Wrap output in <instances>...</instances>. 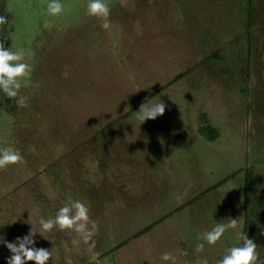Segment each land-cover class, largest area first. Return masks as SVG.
I'll use <instances>...</instances> for the list:
<instances>
[{"label":"rangeland","instance_id":"rangeland-1","mask_svg":"<svg viewBox=\"0 0 264 264\" xmlns=\"http://www.w3.org/2000/svg\"><path fill=\"white\" fill-rule=\"evenodd\" d=\"M61 2L50 17L47 0H0L6 48L33 68L26 106L0 92V147L24 157L0 169V237L72 199L98 223L95 247L37 233L55 264H216L242 243L248 170L264 195V0H107V30L88 0ZM143 103L165 114L141 124ZM232 218L216 245L200 239ZM252 236L264 261V232ZM10 255L0 244V264Z\"/></svg>","mask_w":264,"mask_h":264},{"label":"clouds","instance_id":"clouds-1","mask_svg":"<svg viewBox=\"0 0 264 264\" xmlns=\"http://www.w3.org/2000/svg\"><path fill=\"white\" fill-rule=\"evenodd\" d=\"M65 7L61 0H47L46 12L50 17H58L64 14ZM111 9L107 0H88L87 14L102 21L101 27L105 30L109 29ZM8 23L5 16H0V32L3 31V26ZM52 26L50 21L44 22L45 28ZM26 56L30 57V53H26L24 49L13 51L11 48H6L0 42V92L7 98L13 99L18 106H26V99L20 96L22 87H29L32 83L31 76L33 72L32 66L26 62ZM67 75V73H65ZM128 108H125V112ZM166 111L165 103H143L139 110L136 111V119L143 124L149 119L155 120L163 116ZM24 162V157L21 153L12 146L0 147V169H5L9 165L21 164ZM89 207L80 200L69 199L64 206L60 207L54 218L45 219L40 217L39 230L31 223V229L28 234L23 237H17L14 242H9L7 239L0 237V244H4L10 251L11 255L7 259V264H55L53 253L44 247H36L35 236L37 233L44 237L45 233L52 232L53 229L76 233L80 238L73 240L74 245H78L80 241L88 244L90 249L95 247L94 235L99 231L98 223L91 219L89 215ZM239 224L236 218L230 219L227 223H217L211 230L205 231L200 239L210 246L216 245L221 241L222 237L228 230L238 229ZM237 239L242 241L238 246H232L225 250L223 257L216 264H264L260 261V254L257 251L256 242L249 238L242 231H237ZM205 243H200L196 246V251L202 252ZM186 254V253H185ZM161 260L171 264H177L176 257L169 252L161 255ZM66 264H73L71 258H66ZM197 264H208L207 259L198 260Z\"/></svg>","mask_w":264,"mask_h":264},{"label":"trees","instance_id":"trees-1","mask_svg":"<svg viewBox=\"0 0 264 264\" xmlns=\"http://www.w3.org/2000/svg\"><path fill=\"white\" fill-rule=\"evenodd\" d=\"M0 42L6 47L7 40L4 38V35L0 33ZM213 135V134H212ZM213 138V136H210ZM259 178L252 172H247L245 186H244V198L246 205V222L244 226V233L252 239V235L255 237L264 232V195L254 194V188L258 184ZM259 215V222L254 223L252 219L254 215ZM257 225V226H256ZM258 233V235H257ZM254 239V237H253ZM264 262V261H262Z\"/></svg>","mask_w":264,"mask_h":264}]
</instances>
